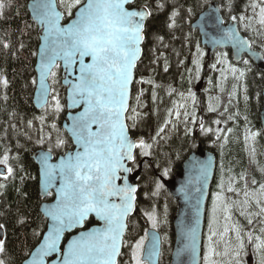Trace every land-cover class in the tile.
<instances>
[{
    "label": "snow or ice",
    "instance_id": "6c2138e0",
    "mask_svg": "<svg viewBox=\"0 0 264 264\" xmlns=\"http://www.w3.org/2000/svg\"><path fill=\"white\" fill-rule=\"evenodd\" d=\"M12 7L13 0H0V20H6V10ZM30 7L33 23L25 21L21 34L23 35L25 30H31L33 24L40 30L38 39L41 43L38 50L31 53L38 57L39 76L38 79L33 78L31 84L38 85L37 99L41 101L40 108L43 111L41 116L34 118L40 121L41 135L36 142L48 145L47 151L40 159L42 194L53 195L55 189L56 198L55 204L45 208L52 224L40 247L35 253H29L32 256L30 264H46L45 258L53 254L59 257L53 264H158V235L151 237L150 249L145 247L149 240L148 232L134 242L126 239L129 217L135 211L142 186L141 183L130 182V177L139 180L136 174L142 167L145 171L152 168L146 158L155 155L157 138L165 132L171 120L166 119L150 140L141 135H134L147 115L138 110L147 107L141 103L145 89H138L134 97L135 105L130 104V100L133 99L134 83L152 86V99L155 101L157 98L155 88L160 85L151 78L136 77L137 66L142 62L143 45L152 22L163 14L164 27L175 30L179 27L183 14H191L192 8L185 9L179 0H33ZM226 7L230 21L237 22L245 31H252L257 36L264 34V0H248L240 15L231 14L234 10L233 0H229ZM249 9L251 15L247 14ZM16 15H20L19 8ZM220 22L224 23L223 20ZM253 22L259 27L254 26ZM226 37L234 43L238 54L251 52L264 60V56L254 50V41L240 37L236 27H230ZM155 39L163 44L165 38L163 35H156ZM0 46L6 50L12 48L10 43L4 41H0ZM260 46L264 47V44ZM25 47L21 40L17 50L22 51ZM196 47L197 52L202 53L199 45ZM221 55L226 57L227 53ZM158 59L159 57H155L153 63ZM193 63L197 69L201 67L199 60H193ZM218 63H228L234 77L237 72L240 77L245 75L244 71L232 66L227 60ZM244 63L247 65L249 61L245 60ZM61 67L65 72L63 77L58 74ZM212 68L215 69L216 65L213 64ZM167 70L165 64L164 71ZM220 71L223 76L224 70ZM9 84L7 76L0 73V88L6 90ZM64 85H67L70 101L67 105L61 102L57 88ZM173 91L175 89L169 94ZM180 95L183 97L184 94ZM188 95L195 105V93L189 90ZM3 99H8L6 94ZM66 106H83L82 111L71 117L72 125L67 129L69 138L61 135V130L55 122ZM208 111L216 112L217 108L209 104ZM183 114L185 117L189 115L187 111ZM168 115L171 117V111ZM175 116L179 119L181 113L176 111ZM228 119L232 117L229 116ZM192 123H195V119ZM215 123L220 124L221 121L216 120ZM27 124L29 128L33 127V121L29 120ZM45 126L50 129L46 134ZM10 127L14 128L15 125ZM172 127L175 128V125ZM200 127L201 131H213L210 127L205 129L203 123ZM222 131L216 129L217 133ZM53 132L56 133L55 136ZM257 135L259 133H252L253 138ZM69 139L75 151L66 152L58 164L49 163L51 153L55 149L65 148ZM217 139H220L219 135ZM13 160L18 163L19 156L13 157L11 149L6 147L0 153V179H15L16 167ZM155 167L159 168L160 165L156 164ZM201 174L206 181L208 168L203 167ZM168 175L169 168L165 167L160 176L151 179L154 186L152 196H158L164 189L163 178ZM240 179L243 180V186L237 189L233 186V178L230 177L226 192L237 197L242 196L243 199H230L226 196L223 181L219 185L220 191L215 194L212 218L208 225V251L203 257L205 264H218L214 259L216 256L229 257L227 264H244L243 255L247 252V244H254L260 253L258 264H264V183L253 179V185L259 183V190L250 192L247 178L241 174ZM235 182L239 183V180ZM6 187L7 184L0 183V189ZM197 191L201 190L198 188ZM253 204L259 211H251ZM236 209H239L240 216L246 218L248 225L254 222L261 225L258 229L259 235H254L257 229L245 234L243 226L238 222L228 223L232 221V214ZM11 211L10 207L4 209L0 205V218L6 217ZM217 212L223 213L225 223L222 231L213 228V224L219 223ZM92 215L104 222L103 227L82 232L68 244L67 251L62 252L60 241L63 234L74 227H83ZM144 215L151 222V229L158 232L160 220L155 211L145 212ZM253 217L256 218L255 221ZM17 222L23 226L26 220L18 215ZM199 225L197 209L194 226L182 233L189 243L181 251L190 252L193 264H196ZM5 235V223H0V256H4L7 251L3 238ZM217 237L218 239H214ZM221 243L224 244V250L218 252L216 245ZM125 248L130 250L129 258L122 261L125 255L122 249ZM0 264H6L5 259H0Z\"/></svg>",
    "mask_w": 264,
    "mask_h": 264
},
{
    "label": "trees",
    "instance_id": "16d2710c",
    "mask_svg": "<svg viewBox=\"0 0 264 264\" xmlns=\"http://www.w3.org/2000/svg\"><path fill=\"white\" fill-rule=\"evenodd\" d=\"M31 0H13V7L6 10V20H0V41L8 42L12 45L11 49H3L0 46V73L7 76L10 84L9 87L4 90L0 88V153L4 149L10 148L13 157L19 156V162L13 160V164L16 167V176L14 180L4 181L0 179V183L7 184V187L0 189V205L4 209L11 208V212L3 218H0V223H5L6 235L4 236L6 243V253L4 256H0V259H5L6 264H24V262L30 257L29 253L40 244L45 232L48 228V222L43 218L41 214V206L43 203L52 202L54 195H51L47 199H43L40 190V172L39 168L33 160V154L38 150H47L48 145L38 144V140L41 133L39 132L40 121L34 119L43 114V111L39 112L34 106V93L36 85L31 84V80L36 78V56L31 53L38 50L40 45L39 28L33 24L31 30H25L24 34H21V29L24 28V22L33 23L30 18L28 10V4ZM184 8H192V13L183 14V19L179 21V27L175 30H169L164 27V15L161 14L153 22L148 29V36L144 44V53L142 62L139 64L136 77L139 79L141 76L151 78L160 87L155 88L156 100L152 99V86L148 84L134 85L132 105H135V95L139 88L145 89L144 95L141 97V103L147 105L138 109L142 113H147L144 120L141 122L137 132L134 135H141L146 140H150V137L155 136L159 127L164 125L166 119H170L171 123L165 128V132L158 137V144L154 148L155 155L153 157L146 158L148 163L152 164V168L143 169L139 177L138 183H141V189L138 193L137 211L135 215L129 220V231L126 239L129 242H134L143 236L145 232L151 227V222L145 212H152L158 215L161 226L159 227L160 233L163 236V251L160 264H171V258L173 248L175 244V230L173 226L174 218L176 217L178 204L174 198L170 195L167 189L161 190L160 194L156 197L151 195L153 190V184L151 179L153 177L160 176L163 168H169V175L164 179H172L176 174L182 171L184 162L189 156L197 152L199 147L202 146L204 150L213 151L217 153L220 164V158L226 160L228 158L229 163L238 161V167L240 171L239 175H228L226 184L228 185V179L230 176L233 178V184L239 185L238 189L242 187L243 180L240 179L241 174L247 178L249 191L259 190V183H264V176L259 174L261 171L258 162H264V145L260 146L258 139H255V147L257 150L253 151L252 143L250 142L248 131L250 127H244L245 135L248 137V141L245 142L246 149L252 154H249L251 162L248 166L250 168L247 171L246 161L244 159L238 160V156L231 154L233 146L232 141H225L224 147H218L217 151L213 146V142L201 135L196 138L191 137L190 130V117L191 111L195 109V113L200 117L203 111L206 112L205 120L211 121L220 119V115L229 110L232 119L229 120V128L231 131L235 128V125H242V118L240 116V104L245 107L244 101L240 99L241 93H247V90L254 89L264 85V71L258 69L254 64L234 63L230 51H218L213 55H208L207 50L202 48L200 36L198 32L192 28L193 23L197 18L209 7L210 4L218 2L222 5V12L225 20L231 22L229 19V11L226 5L229 0H179ZM248 3V0H233L234 10L232 15H240L243 8ZM17 8L20 10V15H16ZM75 12V9H73ZM244 36L254 41L253 46L256 49H262L264 52V34L257 36L252 31H245L242 25H239ZM156 35H163L164 42L160 44L156 39ZM23 40L25 49L18 51L19 43ZM197 45L202 50V53L197 52ZM258 47V48H257ZM154 49L155 51H151ZM258 49V50H259ZM227 53L224 57L221 54ZM264 54V53H263ZM221 56L222 59L227 60L230 64L237 69L244 71L245 75L240 77L239 75L230 74V68L221 64V69L224 73H228L225 79L220 73V70H216L220 64L215 61L216 56ZM155 57H159L158 60L153 63ZM193 60H199L201 67L197 69V66L193 63ZM167 64L168 70L165 72L164 67ZM215 64L216 68H212ZM229 66V65H228ZM216 71V72H215ZM58 74L62 77V73L59 70ZM236 77H239L237 79ZM200 79L205 80V88L203 98H201L200 105L191 107L190 102H185L184 96L188 95L189 90L195 93ZM221 83L225 86L223 91H220L218 84ZM59 87V88H58ZM60 92L61 102L66 105L65 95L66 90L62 86H57ZM175 89V91L169 92ZM235 89V91H234ZM251 91V90H250ZM183 93V97L180 95ZM197 93V92H196ZM7 95L8 99H3L4 95ZM199 94V93H197ZM201 94V93H200ZM189 96V95H188ZM214 97V103L220 105L216 112L208 111V102L210 97ZM211 103V101H210ZM247 104V103H246ZM251 104V100H250ZM249 105V103H248ZM171 111L172 115L169 117L168 113ZM179 111L181 116L176 118L175 113ZM187 111L189 115L184 116V112ZM67 106L65 110L61 112L56 119V123L61 130V135L65 138H69L67 133L63 129V123L67 117ZM14 114V115H13ZM33 121V127L29 128L27 122ZM48 123H51V117H49ZM175 125V128L172 125ZM15 125V127H10ZM241 128V127H240ZM50 129L45 126L44 133L46 134ZM230 131V133H231ZM56 133L53 132V136ZM31 139H28V137ZM230 137V135H229ZM264 139V138H263ZM230 144H229V143ZM221 144V143H220ZM73 149L72 141L69 139L68 145L63 149H55L52 153L58 157L61 154ZM231 150L230 154H226ZM253 151V152H252ZM263 156V158H262ZM236 161V162H237ZM159 164L160 167L156 168L155 165ZM263 174V173H262ZM23 178V179H22ZM223 177L220 176L219 167L217 178L214 183L212 194H216L218 191L219 183H221ZM255 179L259 183L253 185L252 180ZM239 180V183L235 181ZM148 193L146 196L145 193ZM234 195L230 196L233 199ZM211 197L209 201V207L212 204ZM242 199V198H241ZM239 200V199H238ZM208 207V210H209ZM237 210V209H236ZM251 210L253 212L259 211L253 204ZM21 216L26 220V223L22 226L17 222V216ZM240 215V214H239ZM245 218V217H244ZM246 219V218H245ZM255 221L256 218L253 217ZM245 234L247 231L257 229L254 235H259V223L252 225L247 224V220H241ZM96 223L91 221L87 224L90 228ZM208 225L206 224L205 240L208 237ZM205 246V244H204ZM125 249V255L122 257V261L127 258ZM248 252V249H247ZM246 254L243 255L244 264L247 263ZM207 254L204 248L203 257ZM260 253L256 251L255 264H258ZM229 257H223L220 260V264H227ZM203 264H205L203 259Z\"/></svg>",
    "mask_w": 264,
    "mask_h": 264
},
{
    "label": "water",
    "instance_id": "95a60500",
    "mask_svg": "<svg viewBox=\"0 0 264 264\" xmlns=\"http://www.w3.org/2000/svg\"><path fill=\"white\" fill-rule=\"evenodd\" d=\"M32 2L33 0H31L28 4V10L30 13L31 21H32V15H31L30 5L32 4ZM221 20H223L224 23H221L220 22ZM230 27H236L238 35L240 37L244 39H249L246 36H244V34L241 32V29L237 22L231 21L227 23V21L225 20L223 16L222 7L220 3L218 2L210 4L209 7L197 18V20L192 25L193 30L198 32L200 36L201 46L202 48L207 50L208 55H213L219 50H228L231 53V57L234 63L241 64L243 63L245 58H248L257 66L258 69L264 71V60H262L259 56L253 55L251 52H240L239 54L237 53V48L234 45V43L226 37V32ZM254 50L257 53H259L261 56H264V54L260 52L259 50H256V49ZM142 58H143V55H142ZM138 66H137V69H138ZM61 71H62V77H63L65 75V72L62 67H61ZM35 73H36V78L38 79V76H39L38 57L36 59ZM69 79H71V77H69ZM134 85L135 83L132 86V95H133ZM62 87L66 89V104H68L70 101L68 100L67 85H64ZM37 96H38V85H36V89L34 93V106L39 112H41L42 111V109L40 108L41 101L37 99ZM130 104H132V100H130ZM67 110H68L67 111L68 113H67L66 120L63 123V129L67 133V135L70 136V133L67 131V129H69L72 125L71 117L77 115V113L82 111L83 106H80L77 108L67 107ZM261 121H262V127L264 129V107L261 112ZM46 151L47 150H38L33 154V160L35 164L37 165V167L39 168V172H40V190H41V196L43 199H47L49 197V196H45L42 194L43 178L41 176L42 164L40 162V159H41V156ZM70 151L74 152L75 147L73 150H70ZM63 156L64 154H61L58 158H56L55 155L51 153L49 163L58 164L60 159ZM203 167L208 168V176H207L206 181L201 174V170ZM217 170H218L217 155L211 151H204L203 147L200 146L199 150L197 152L192 153L189 156V158L184 162L181 172L176 174L172 179L167 180L163 178V183L165 185V188L167 189V191L170 193V195L174 198V200L178 204L177 214L173 221V226L175 230V244H174L173 254L171 258V264H193V258L190 252L187 250L181 251V249H183L184 246L189 243L188 239L184 235H182V233L186 232L190 227L194 226L195 220H196L197 209H199L200 225H199L197 243H196V248H197L196 264H202L203 252H204V236H205V230H206V224H207V211H208L209 201H210L211 194H212L213 185L216 180ZM141 172H142V168L136 175L140 177ZM137 181L138 180L132 179L130 177V182L137 183ZM58 187H59V177H57V180H56V188ZM198 188L201 190L200 192L197 191ZM53 194H54V200L52 202L43 203L40 209L41 214L43 215V218L48 222L47 231L45 232L40 244L42 243L44 237L46 236L52 224L51 219L47 216L45 208L46 206H51L55 204L56 202L55 189H53ZM137 201H138V198H137ZM137 201H136L135 211L131 214V216L129 217V220L136 213ZM198 201L199 203H197ZM91 220H94L97 223V225L91 228H87V224ZM103 225H104L103 221L99 220V218L95 217V215H92L85 222L83 227L78 226V227H74L66 231L63 234V237L60 241V248L62 252H66L68 244L74 238L79 237V235L82 232H89L95 228H101L103 227ZM148 233H149V240L146 243V246H145L146 249L151 248V245H152L151 237L153 235H158L159 237L160 255L158 258V264H160L162 251H163L162 235L159 231L156 232V231H153L152 229L149 230ZM40 244L34 249L32 253L36 252V250L40 247ZM122 251H124V249H122ZM146 255H147V252H146ZM45 259H46V264H53V262L57 261L59 257L57 254H53ZM31 260H32V256H30L24 262V264H30Z\"/></svg>",
    "mask_w": 264,
    "mask_h": 264
},
{
    "label": "rangeland",
    "instance_id": "374dc122",
    "mask_svg": "<svg viewBox=\"0 0 264 264\" xmlns=\"http://www.w3.org/2000/svg\"><path fill=\"white\" fill-rule=\"evenodd\" d=\"M248 15H251V10L249 9V11H248V13H247ZM253 24H254V26H256V27H259L258 25H255V22H253ZM258 48V47H257ZM259 49V48H258ZM259 51H261L262 53H264L263 52V50L262 49H259ZM218 53V52H217ZM224 59H222L221 58V56H216V58H215V61L218 63V61H223ZM246 60H248V59H246ZM249 61V60H248ZM251 62L249 61V64H250ZM218 64H220L219 65V67L216 69V70H220V68H221V64L223 65V66H226L227 68H229V66H228V63H218ZM60 70V69H59ZM58 70V71H59ZM216 72V71H215ZM229 72H230V74L231 75H233L232 74V72H231V70H229ZM221 74V73H220ZM224 76H228V73L226 72V73H224L223 74ZM235 75H239V72H237ZM200 83H201V79H200V81L198 82V84H197V87L195 88V89H197L198 87H200ZM218 88H219V90L221 91V89H224L225 88V86L223 85V84H221V83H219L218 85ZM59 88V87H58ZM246 93V92H245ZM245 93H244V91L241 93L242 95H241V97H242V99L244 98V95H245ZM65 97H66V95H65ZM241 97H240V99H241ZM184 100H185V102H190V103H192V101H191V99L189 98V96L187 95H185L184 97ZM210 101H211V103H210V101L208 102V106H209V104H211L213 107H216V108H218L219 109V106L220 105H216V103H214V100H215V98L214 97H210V99H209ZM246 100V99H245ZM245 100H242V101H244V103H245V107L247 106L246 105V101ZM189 103V104H190ZM255 109H253V111H251L253 114H252V119H251V124L255 127V128H257L258 129V120H257V118L254 116L255 115ZM235 128H236V130H232L231 131V133H230V137H229V141H232V143H234V144H231L232 146H233V149H232V152H231V150L227 153L226 152V154H230V152H231V154H234V155H236V157L238 156V160L240 161L241 159H244L245 161H246V167H247V171L250 169V168H248V166H249V164H250V162H251V158H250V156H249V154H252L250 151H248V149H246V146H245V142H247L248 140H246L245 139V137H246V135L242 132V128H240V125H238V124H236L235 125ZM252 133H255V132H253L252 130H249L248 131V135H249V139H250V142L252 143L251 145H252V147H253V151L255 150H257V147H255V138H256V136L253 138L252 137ZM258 142H259V145L260 146H263L264 145V139H263V136L262 135H258ZM229 143V142H228ZM230 144V143H229ZM216 146V145H215ZM219 148L221 147V146H223V143H219L218 145H217ZM252 151V152H253ZM262 158H263V156H262ZM220 164H218V167H219V173H220V176L221 177H223V179H222V181L224 182V185H225V195L226 196H228V197H230V196H232L233 194L232 193H227L226 192V189H227V187H228V185L226 184V180H227V176L228 175H239V173L237 172L238 170L240 171V169H239V167L237 166L238 165V161L236 162H234L233 161V163H229V160H228V158L226 159V160H224V158L222 157V159L220 158ZM258 165H259V168H261L262 166H264V162H258ZM256 171L259 173V174H261L262 176H264V167L263 168H261V171H262V173L260 172V171H258L257 169H256ZM217 173H218V170H217ZM248 173H249V171H248ZM231 177V176H230ZM216 178H217V175H216ZM232 178V177H231ZM219 185H220V183H219ZM233 186L234 187H238L239 185H236V184H233ZM242 186H243V183H242ZM238 189V188H237ZM250 188H249V185H248V190H249ZM217 191H220V188L218 187V189H217ZM251 192V191H250ZM154 197H156V196H154ZM212 197H215V193L214 194H212ZM233 199H243V197L242 196H240V197H237V196H234V197H232ZM214 199V198H213ZM213 199H212V204H211V206L209 207V210H208V215H207V222H208V220H209V222H210V220H211V218H212V207H213ZM252 211V210H251ZM217 218H218V220H219V223H217V224H213V228L214 229H217V230H219V231H222L223 230V226H224V223H225V221H224V219H223V213L222 212H217ZM233 219H232V221H229L228 223L229 224H231V223H233V222H238L239 224H242V221L241 220H245L246 221V219L243 217V216H240L239 215V209H237V210H234L233 211ZM161 226V224L159 225V227ZM151 229V227L148 229V230H150ZM148 230H147V232H148ZM158 231L160 232V230L158 229ZM145 234V233H144ZM144 234H143V236H144ZM208 235H209V228H208ZM231 235V234H230ZM214 239H218V237L217 238H214ZM208 237H207V239L205 240V246H204V248H205V251L207 252L208 251ZM216 248H217V251L218 252H222L223 250H224V244L223 243H221V244H219V245H216ZM246 248L248 249V252H247V255H246V259H247V263L248 264H255V258H254V256L256 255V249H255V246H254V244H247L246 245ZM127 253H126V255H127V258H126V260L125 261H127L128 260V258H129V252H130V250L127 248V251H126ZM258 252V251H257ZM224 256H216V257H214V259L215 260H217L218 261V264H220V260L223 258ZM202 264H203V261H202Z\"/></svg>",
    "mask_w": 264,
    "mask_h": 264
},
{
    "label": "flooded vegetation",
    "instance_id": "af4514ba",
    "mask_svg": "<svg viewBox=\"0 0 264 264\" xmlns=\"http://www.w3.org/2000/svg\"><path fill=\"white\" fill-rule=\"evenodd\" d=\"M205 90H206L205 80L202 79L201 83H200V87L195 89L196 104L193 105L192 103H190L191 107L194 108L197 105H200L199 101H201V98H203V96H205L203 94ZM196 92L199 94H197ZM245 97H247L246 100H245ZM241 99H242V97H241ZM242 100H245L247 102L246 107H244V105L242 103L240 104V116H241L242 122H243V124L240 126L242 128V132L245 133V130H243L244 127H246V128L250 127L253 132L259 133L264 138V129L262 127V121H261V112H262V109L264 107V85L257 87L256 90H254V89H249V91L247 90V93H245L244 98ZM250 100H251V104H250ZM248 103H249V105H248ZM253 109H255V111H254L255 115L254 116L258 120V129L255 128L251 124V119H252L251 116L253 114L251 111H253ZM205 111H203L201 113L200 117H198L197 114L193 110L191 111V113H190L191 114V117H190L191 135L190 136L193 138L194 137L196 138L199 135L206 137L208 140H211L214 143L213 146L211 145V147H213L215 149V151H217L218 150L217 145L219 143H223L222 147H224L225 141H227L229 139L230 131H228V130L230 129L229 128V123H230L229 120L230 119H228V117H229L230 113H229V110H227L226 112L221 113L220 119L207 121V120H205V117H206ZM245 117H247V119H245ZM193 119H195V123H192ZM216 120H220L221 123L216 124L215 123ZM201 123L204 124L205 129L210 127L213 129V131L211 133H209L207 131H201V127H200ZM218 128L222 129L223 131L220 133H217L216 129H218ZM217 135L220 136V139H217ZM256 138L258 139V135L256 136ZM204 151H207V150H204ZM213 153L217 154L215 152H213Z\"/></svg>",
    "mask_w": 264,
    "mask_h": 264
},
{
    "label": "bare ground",
    "instance_id": "6f19581e",
    "mask_svg": "<svg viewBox=\"0 0 264 264\" xmlns=\"http://www.w3.org/2000/svg\"><path fill=\"white\" fill-rule=\"evenodd\" d=\"M222 6V5H221Z\"/></svg>",
    "mask_w": 264,
    "mask_h": 264
}]
</instances>
